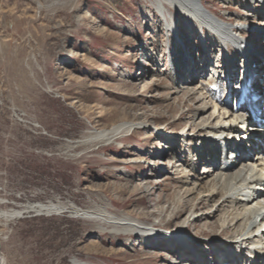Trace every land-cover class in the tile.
<instances>
[{
    "label": "rangeland",
    "instance_id": "374dc122",
    "mask_svg": "<svg viewBox=\"0 0 264 264\" xmlns=\"http://www.w3.org/2000/svg\"><path fill=\"white\" fill-rule=\"evenodd\" d=\"M199 4L208 15L237 23L247 14L236 0ZM261 13L255 22L245 20L264 27ZM179 18L182 38L191 43L187 57L198 67L202 40ZM164 23L146 0H0V264L191 263L176 260L166 238L110 234L98 221L103 211L163 233L183 226L188 238L228 239V232L188 222L183 206L182 215L169 208L160 217L179 190L167 166L187 158L183 140L173 135L189 124L193 110L187 111L195 107L179 92L186 82L174 85ZM171 54L181 49L171 47ZM124 122L149 127L110 143H81ZM32 123L47 134H34ZM167 147L179 149L177 159ZM36 205L58 211L30 210Z\"/></svg>",
    "mask_w": 264,
    "mask_h": 264
},
{
    "label": "bare ground",
    "instance_id": "6f19581e",
    "mask_svg": "<svg viewBox=\"0 0 264 264\" xmlns=\"http://www.w3.org/2000/svg\"><path fill=\"white\" fill-rule=\"evenodd\" d=\"M146 1L152 3L155 12L165 22L162 29L170 40L167 49L172 62L170 69L174 85L177 81L186 82L183 87H178L179 92L186 95L182 100L188 98L195 105L187 111L193 110L189 124L173 135L183 140L180 151L187 158L184 164L167 166L169 174L178 176L179 190L168 208L161 210L160 217H166L169 208L175 217L182 215L183 206L189 212L188 222L192 221L196 226L204 223L202 229L211 225L221 233L228 232V239L218 236L209 240L188 238L182 230L183 226L175 233H163L142 220L105 211L99 215L98 221L111 228L110 234H134L146 240L160 236L173 241L176 260L187 259L191 262L185 264H264V130L255 128V118L246 115L248 104L240 106L232 102L230 90L225 87L228 78L232 80L234 72L245 69V78L253 80V94L259 97V101L252 103L251 107L258 109L264 104V76L259 75V71L264 72V37H261L264 27L250 24L249 21L255 22L261 18L264 0H236L242 3V9L247 13L242 16L241 23L226 15L224 18L217 14V17L212 16L208 8L199 4L205 0ZM225 8L230 9L229 6ZM180 15L185 19L187 33L196 31L202 40L198 67L191 65L187 57L191 43L182 38L181 29L175 23L180 20ZM245 16L249 19L245 20ZM247 36L257 38L262 43L252 42ZM171 47L180 48L181 54H171ZM177 58L181 59L180 63ZM186 67L191 69L188 71ZM257 71L258 77L255 76ZM200 75H206L203 82L200 80L193 85L187 82L188 78L194 83ZM178 89L174 94H179ZM184 116L185 113H181L179 119ZM147 127L149 125L145 122H124L81 143H110L122 135ZM176 140L173 139L174 142ZM166 149L173 150V159H177L178 148ZM219 152L220 161L217 160ZM207 153L209 159L205 157ZM201 161L208 165L205 164L202 172H199L198 164ZM238 164L242 165L239 167ZM188 168L190 171H186ZM192 180H195V186L189 188ZM216 199L218 205L214 210L197 214L198 210L207 208ZM30 210L57 212L58 208L36 205L31 206ZM158 220L161 219L158 217ZM182 224H187V221ZM185 250L190 253L181 255ZM193 251L199 254L198 257Z\"/></svg>",
    "mask_w": 264,
    "mask_h": 264
},
{
    "label": "built area",
    "instance_id": "2783aa9c",
    "mask_svg": "<svg viewBox=\"0 0 264 264\" xmlns=\"http://www.w3.org/2000/svg\"><path fill=\"white\" fill-rule=\"evenodd\" d=\"M32 132L36 135H46L47 132L45 131V129L38 123H32Z\"/></svg>",
    "mask_w": 264,
    "mask_h": 264
}]
</instances>
